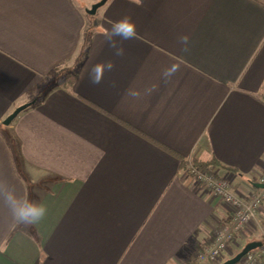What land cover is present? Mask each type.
I'll return each instance as SVG.
<instances>
[{"label": "crops", "instance_id": "crops-1", "mask_svg": "<svg viewBox=\"0 0 264 264\" xmlns=\"http://www.w3.org/2000/svg\"><path fill=\"white\" fill-rule=\"evenodd\" d=\"M98 1L0 0V180L47 208L25 227L0 201V264L193 263L230 212L183 161L215 159L235 170L237 195L259 193L264 0H108L88 14ZM124 16L137 35L115 57L105 36ZM106 60L114 69L91 84ZM263 235L264 203L226 258L264 249Z\"/></svg>", "mask_w": 264, "mask_h": 264}, {"label": "built area", "instance_id": "built-area-1", "mask_svg": "<svg viewBox=\"0 0 264 264\" xmlns=\"http://www.w3.org/2000/svg\"><path fill=\"white\" fill-rule=\"evenodd\" d=\"M188 170L197 183L202 185L208 193L219 197L230 212V221L223 222L216 228L212 241L197 254V261L192 263L219 264L225 260L235 236L257 219L264 203V190L253 194L250 201H247L234 191L232 185L235 175L233 173L218 177L213 170H199L191 162L188 165ZM259 183H264V172L260 176ZM263 255L264 249L253 250L246 254L238 264H258Z\"/></svg>", "mask_w": 264, "mask_h": 264}, {"label": "clouds", "instance_id": "clouds-1", "mask_svg": "<svg viewBox=\"0 0 264 264\" xmlns=\"http://www.w3.org/2000/svg\"><path fill=\"white\" fill-rule=\"evenodd\" d=\"M136 25L132 22L130 16L113 21L110 30L107 31L105 42L107 47L111 50L115 57H122L124 55V42L132 40L136 37ZM180 43L185 45L182 51L187 52L189 37L184 35L179 38ZM115 67L113 60H106L98 62L91 66L88 72L89 82L93 85H99L103 82L106 72H111ZM180 70L178 63H172L161 74L162 81L167 84L172 76ZM158 84H152L145 88L143 93L139 90H133L130 87L125 91V97L133 100L142 99L144 95H151L158 90ZM0 201L9 211L13 220L25 227H31L45 218L47 215V208L42 203L32 201L18 195L15 187L11 185L7 179L0 180Z\"/></svg>", "mask_w": 264, "mask_h": 264}, {"label": "water", "instance_id": "water-1", "mask_svg": "<svg viewBox=\"0 0 264 264\" xmlns=\"http://www.w3.org/2000/svg\"><path fill=\"white\" fill-rule=\"evenodd\" d=\"M108 0H100L96 3H94L90 9H87V13L94 15L99 8H101L102 6H104L106 4ZM34 103V101L32 102H28L25 103L19 107H17L8 117H6V119L3 121V125L8 126L10 125L13 120L25 109H27L28 107H30L32 104ZM253 187L257 188V189H261L264 190V183H252ZM262 243L261 242H250L248 243L239 253H237L235 256L219 263V264H238L240 262V260L249 252L256 250L260 247H262Z\"/></svg>", "mask_w": 264, "mask_h": 264}, {"label": "trees", "instance_id": "trees-1", "mask_svg": "<svg viewBox=\"0 0 264 264\" xmlns=\"http://www.w3.org/2000/svg\"><path fill=\"white\" fill-rule=\"evenodd\" d=\"M187 164H188V162L187 161H183V165L184 166H186V167H188L187 166ZM194 165L199 169V170H202V171H209V170H213L214 172H216L215 171V169H223V170H226V171H228V172H231V173H233V174H235V170L234 169H231V168H229V167H226V166H224V165H221L218 161H216L215 159H211L209 162H207V163H202V162H195L194 161ZM256 190V189H255ZM261 191V190H260ZM205 247H206V244H204V245H202V246H199V252H201V251H203L204 249H205ZM260 249V248H259ZM242 250V249H241ZM241 250H238V251H236L233 255L235 256L237 253H239ZM257 250V249H256ZM198 252V253H199ZM232 255V256H233ZM230 258V257H229ZM229 258H226V260L227 259H229ZM197 261V259L193 262V263H195ZM192 264V263H191Z\"/></svg>", "mask_w": 264, "mask_h": 264}, {"label": "rangeland", "instance_id": "rangeland-1", "mask_svg": "<svg viewBox=\"0 0 264 264\" xmlns=\"http://www.w3.org/2000/svg\"><path fill=\"white\" fill-rule=\"evenodd\" d=\"M256 190H257V191H260L261 189H257V188H256ZM261 191H262V190H261ZM256 220H257V219H256ZM256 220H255V221H256ZM263 241H264V239H263ZM233 256H234V255H233ZM233 256H232V257H233ZM226 257H227V256H225V260H226ZM225 260H224V261H225Z\"/></svg>", "mask_w": 264, "mask_h": 264}]
</instances>
